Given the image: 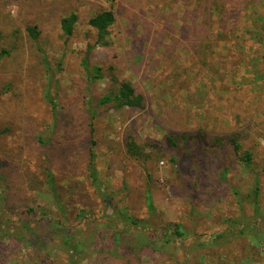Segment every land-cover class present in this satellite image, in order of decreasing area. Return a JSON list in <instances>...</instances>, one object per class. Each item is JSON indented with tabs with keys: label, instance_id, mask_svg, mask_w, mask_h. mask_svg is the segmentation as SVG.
<instances>
[{
	"label": "rangeland",
	"instance_id": "1",
	"mask_svg": "<svg viewBox=\"0 0 264 264\" xmlns=\"http://www.w3.org/2000/svg\"><path fill=\"white\" fill-rule=\"evenodd\" d=\"M195 5L0 0V207L7 232L0 264H71L65 246L39 250L21 240L22 223L29 220L33 240L58 227L72 236L70 254L72 246L84 244L73 264H264V221L256 239L238 238L227 223L253 224V204L240 206L234 189L248 192L257 178L264 218V0L228 1L223 23L213 7L209 29ZM102 7L116 14L110 47L96 45L88 24ZM70 12L79 21L68 38L59 22ZM29 25L41 31L37 39L28 34ZM89 45L93 64L104 70L97 83L82 67ZM124 79L144 96V107L104 105L92 117L91 108ZM171 132L203 133L205 139L199 150L193 137L187 148L181 139L178 151L166 142ZM231 133L242 151L253 154L251 170L234 152ZM92 140L98 186L91 178ZM130 140L140 155L130 153ZM226 168L227 186L219 178ZM125 217L145 220L148 229ZM175 224L192 238L181 242L170 234L177 260L147 239L148 232L162 234ZM231 231L223 244L200 245ZM108 240L112 246L103 248Z\"/></svg>",
	"mask_w": 264,
	"mask_h": 264
},
{
	"label": "trees",
	"instance_id": "2",
	"mask_svg": "<svg viewBox=\"0 0 264 264\" xmlns=\"http://www.w3.org/2000/svg\"><path fill=\"white\" fill-rule=\"evenodd\" d=\"M195 1V7L196 10H201V15H202V24H207L206 26L209 29V26L211 24H214V21L211 20V16L213 15V7L216 6V8H219L220 10V16L219 21L222 23L226 21L225 19V5L228 1L230 0H194ZM220 1V2H219ZM79 21V15L76 12H70L67 13L65 16H63L60 19V30L62 34L66 37H71L76 29V25ZM116 22V14L111 8H106L102 7L101 10L96 12L88 21L89 26L95 30L96 32V45H99L101 47H110L111 46V41L109 40V35H110V28L115 24ZM28 34L33 38L37 39L41 33L37 25H29L26 28ZM207 44V42H206ZM93 49L92 45H89L87 47V55L84 57L82 61V67L83 70L86 72L87 77L90 82L92 83H97L100 80L104 79V70L101 66L95 65L92 62L91 58V51ZM2 56L9 55V51L3 50L1 53ZM204 58L207 59V55L203 54ZM114 81H117L116 77L112 78ZM113 104L114 108L117 110H122L125 108H143L144 107V96L140 93H138L135 85L129 81V80H122L119 83V90L118 91H111L101 97L98 101L95 107L91 108V113L92 117H95V110L97 107L104 106V105H110ZM89 105V103H88ZM92 105V104H91ZM2 132H0L1 134ZM179 137V139H178ZM193 137L194 139H192ZM182 140H186V148L187 144L189 143H194L196 142L197 150L200 149V144L202 141L205 139V135L203 133L197 134V135H192V136H187L185 134H173L172 132L167 136L166 142L167 144L172 147L176 148L178 151L179 144ZM194 140V141H193ZM218 140H221L219 138ZM228 140L232 143L234 152L238 156L239 160L241 163H243L244 167L246 169L251 170L252 169V163H253V154L247 151H242L241 145L237 142V137L233 135V133L228 135ZM92 145L90 147V165H91V178L94 184L98 186V171L95 168L94 162L96 159V155L93 151V147H95L96 142L95 140H92ZM129 151L132 155L138 156L140 155L139 153V148L135 144L133 140H130L128 143ZM188 157H193L192 152L188 154ZM1 160H0V167H1ZM221 170V169H220ZM219 175L220 181L223 185H229V180L227 178V175L229 173V169L226 168ZM51 176V175H50ZM50 181L52 183V187L54 184V180L51 176ZM234 195L237 198V202L240 206H243L247 200L253 204L254 207V215L252 216L251 220L253 224H242V221L246 220H237V219H231L229 218L227 220V223L229 226L234 230L235 236L238 238H242L245 235L246 236H251L252 238L256 239L257 236L260 233V224L261 221H264L263 214L261 211L260 207V196H261V184L260 180L255 181L253 187L251 188L250 191L248 192H242L238 189H234ZM107 197V196H106ZM105 197V199H107ZM56 199L59 200L56 196ZM145 200H146V206L150 213L155 212V206L153 202V196L151 193V190L147 188L146 193H145ZM0 243L3 241L4 235L7 233L3 229L4 227V216L6 213H3L2 211L6 210L4 207H0ZM26 212L28 213H33L34 210L27 208L25 209ZM45 215V214H44ZM125 222L128 223L131 226H134L136 228H141V229H148V224L145 220H139L135 218H130V217H125ZM81 227L83 225L80 224ZM56 231L53 232L54 234L49 236V237H39L36 240L34 239L35 236V229H34V223L33 221L29 220L26 222L22 223V230L20 231V238L27 244L33 246H36L39 250H49V249H62V247L65 246L63 249L64 252H66L69 255L70 263L73 264L76 262L79 254L83 250V245L84 244H78L72 246L71 254L68 252V249L66 250V246H68L71 242L72 236H64L60 233L58 227L55 228ZM232 230V231H233ZM231 232L227 233H221L217 235L210 236L206 240H202L200 243L201 246H204V244H212V245H220L225 243V240L228 241V239L231 238ZM172 233L171 236L175 237L176 240L185 242L190 238V235L187 233V230L183 228L182 225L180 224H175L168 229H166L165 233L158 234V233H152L148 232L147 239L150 241H153L156 243V249H161L165 254H167L171 259L177 260V253L175 252V247H174V240L171 238L170 234ZM55 236H60L59 240H55ZM27 238V239H26ZM57 241H62V246L57 245ZM112 246V241L108 240L106 244L103 245V248H110ZM160 247V248H159ZM199 248V247H198Z\"/></svg>",
	"mask_w": 264,
	"mask_h": 264
}]
</instances>
